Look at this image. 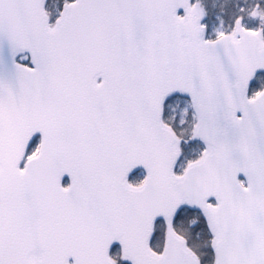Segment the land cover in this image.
I'll return each mask as SVG.
<instances>
[{"label":"snow or ice","instance_id":"6c2138e0","mask_svg":"<svg viewBox=\"0 0 264 264\" xmlns=\"http://www.w3.org/2000/svg\"><path fill=\"white\" fill-rule=\"evenodd\" d=\"M0 264H264V0H0Z\"/></svg>","mask_w":264,"mask_h":264}]
</instances>
